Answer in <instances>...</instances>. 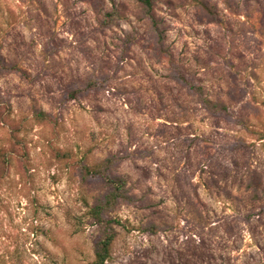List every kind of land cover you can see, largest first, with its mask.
<instances>
[{"label": "rangeland", "instance_id": "374dc122", "mask_svg": "<svg viewBox=\"0 0 264 264\" xmlns=\"http://www.w3.org/2000/svg\"><path fill=\"white\" fill-rule=\"evenodd\" d=\"M152 16L0 0V264H91L108 188L82 165L111 155L129 199L105 264H264V0H158Z\"/></svg>", "mask_w": 264, "mask_h": 264}, {"label": "trees", "instance_id": "16d2710c", "mask_svg": "<svg viewBox=\"0 0 264 264\" xmlns=\"http://www.w3.org/2000/svg\"><path fill=\"white\" fill-rule=\"evenodd\" d=\"M158 0H140L143 9L146 14L151 18L152 10L156 5ZM200 1V0H197ZM5 68L0 59V72ZM179 79L188 85L189 89L194 91L199 97L205 108L210 111H222L226 107L213 99L204 96L202 87L197 86L194 81L188 79L184 72L176 67ZM94 87L92 82H88L86 86H78L69 92V99L73 100L79 96V93L83 92L85 88ZM117 163L115 156L106 157L103 162L96 166H89L88 164H83L82 169L86 175H91L93 177H101L104 179L107 186V192L102 198H99L92 207V215L95 217L96 222L100 225L102 235L97 240L95 260L91 264H105L110 258L111 248L114 243L115 237L117 235V230L114 226L115 223H119V220L113 218L111 214L112 210L115 209L120 203L129 199L127 179L125 176H114L110 169ZM149 226L147 229H151Z\"/></svg>", "mask_w": 264, "mask_h": 264}]
</instances>
